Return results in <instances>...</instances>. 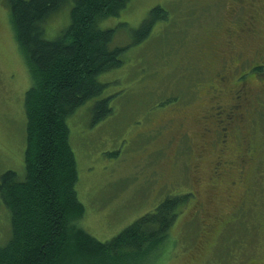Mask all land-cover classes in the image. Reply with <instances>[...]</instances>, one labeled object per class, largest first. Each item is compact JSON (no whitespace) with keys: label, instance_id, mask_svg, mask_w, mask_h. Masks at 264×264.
<instances>
[{"label":"rangeland","instance_id":"rangeland-1","mask_svg":"<svg viewBox=\"0 0 264 264\" xmlns=\"http://www.w3.org/2000/svg\"><path fill=\"white\" fill-rule=\"evenodd\" d=\"M72 5L67 0L43 23L45 38L68 26ZM155 6L166 19L134 43V30ZM100 27L113 29L112 44L126 49L119 67L98 75L102 93L66 118L84 206L80 225L107 241L166 197L189 194L158 264H264V0H129ZM212 38L220 39L219 47ZM222 68L227 90L215 100L210 87L218 88ZM245 71L243 105L252 112L233 127L223 155L211 141L216 123L201 117L226 108ZM30 86L27 60L0 0V175L24 176ZM106 97L111 114L93 122L95 103ZM249 145L250 160L224 165L215 176L216 155L231 162ZM9 230L0 198V245Z\"/></svg>","mask_w":264,"mask_h":264},{"label":"trees","instance_id":"trees-1","mask_svg":"<svg viewBox=\"0 0 264 264\" xmlns=\"http://www.w3.org/2000/svg\"><path fill=\"white\" fill-rule=\"evenodd\" d=\"M127 1L73 0L68 26L47 39L43 23L67 0H5L31 86L24 96V176L13 170L0 175V198L11 227L0 245V264H158L166 252L169 228L189 194L166 197L107 241L79 222L84 206L66 118L102 93L98 75L122 64L126 48L113 45L114 30L100 23L118 15ZM166 16L162 7H153L134 30V43ZM109 101L95 103L93 122L111 114Z\"/></svg>","mask_w":264,"mask_h":264},{"label":"flooded vegetation","instance_id":"flooded-vegetation-1","mask_svg":"<svg viewBox=\"0 0 264 264\" xmlns=\"http://www.w3.org/2000/svg\"><path fill=\"white\" fill-rule=\"evenodd\" d=\"M244 30H242L243 32ZM220 35V32L216 35L217 37ZM214 47L220 46V39L217 41H214V38L210 40ZM259 64L252 65L251 68H254L258 66ZM222 71V72H221ZM248 73H241L236 80L239 78H242L243 80L240 83L239 89L232 95V100L228 103H226V108H222L217 110V112L210 114V115H202L201 119L204 117L211 119L213 122H215V128L216 130L213 131L214 137L211 141L217 145L216 150L221 152L223 155L226 153L227 146L230 141L232 140L231 131L234 126H239L240 124H244L252 111H250V108H245L243 105L244 101V95H246L245 88L242 87L247 81L248 77L246 76ZM228 73L226 71V68H222L218 71H216V79L215 84H218V88L212 89L213 86L210 87L214 94L215 100L219 99L222 94H226L225 91L226 88V82L228 80ZM247 86V85H246ZM243 88V91L242 89ZM221 89V90H220ZM244 95H243V94ZM221 132V136L219 137V133ZM225 147V148H223ZM252 156V147L249 145L244 150H241V152H235L234 159L231 162H224L222 160L221 154L215 156V176L217 177L219 175L220 170H224L222 166L227 165L229 163L232 164V162L240 160L244 158L246 161L250 160ZM237 200L235 199L234 202ZM233 204V203H232Z\"/></svg>","mask_w":264,"mask_h":264}]
</instances>
